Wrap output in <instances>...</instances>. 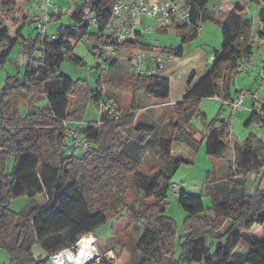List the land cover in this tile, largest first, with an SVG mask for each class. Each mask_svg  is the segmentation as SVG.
Returning a JSON list of instances; mask_svg holds the SVG:
<instances>
[{
	"label": "trees",
	"instance_id": "16d2710c",
	"mask_svg": "<svg viewBox=\"0 0 264 264\" xmlns=\"http://www.w3.org/2000/svg\"><path fill=\"white\" fill-rule=\"evenodd\" d=\"M70 1L74 10L69 13V22L60 26L54 33L56 39L52 40L36 27L35 34L24 36L23 27L28 22H37L38 18L23 16L19 19L16 0H0V66L10 58L17 44H20L21 52L26 57L22 76L8 75L0 87V250L8 256L6 264H50L51 254L74 245L84 235H95L97 229L107 223V209L112 204L109 206L102 194H98L99 198L95 201L85 194L82 179L87 175L89 154L96 156L95 161L104 163V171L117 177L120 184L125 180L128 183L130 179L140 182L142 198L151 201L146 206V226L135 244L141 256L138 264H145L155 251L169 255L170 264L201 261L204 264H264V142L253 133L244 139L239 155L233 160L236 171L226 180L221 200H215L211 207L206 208L203 195L179 189L175 200L186 212V218L185 231L178 240L175 222L165 215L166 199L170 196L172 183L170 177L180 163L189 162L170 154L172 143L184 142L197 148L205 140L206 154L216 160L221 159L227 150L226 120L217 116L210 122L205 134L195 130L190 120L194 116L206 118L198 108L201 99L215 97L231 100L230 84L234 71L240 62H250L254 43L252 22L242 13L248 1L237 0L221 21L209 18L221 31V47L213 52L207 72L194 84L189 83L183 99L171 105V130L158 141L165 162L150 177L135 169L136 158L127 144L131 141L133 145H141L152 138L153 126L137 122L138 111L141 110L139 98L143 94L149 98L167 99L169 79L161 73L149 77L127 73L122 83L131 93L130 113L119 120L107 119L105 114H99V118L105 120L101 125L97 121L70 125L69 120L81 119L86 100L97 105L104 91L102 84L97 88L87 83L79 85L78 81L74 82L59 73L60 65L66 54L71 55L76 63H83L72 53L79 40L86 38L92 54L96 43L106 41L98 33L111 16L113 0ZM190 3L193 26L175 28L182 43L195 38V27L203 19L207 0H191ZM86 4L97 16L96 29L91 30L82 14ZM63 14L60 10L51 12L49 20L60 19ZM259 18L264 24V0ZM10 27L14 28L13 31ZM256 36L264 41V27L256 32ZM130 46L146 51H164L174 57L182 55L181 48L159 47L138 40L131 42ZM36 49L39 50L38 57L33 55ZM116 62L109 60L106 65L113 66ZM74 95L76 105L72 110L70 97ZM20 98L26 108L23 115L18 108ZM41 100L45 102L37 104ZM251 122H264V119L253 113L246 124ZM70 130L90 142L87 151L72 155L67 153ZM118 133L125 134L126 140L130 141L122 145L121 142L115 143ZM10 159L12 164L7 171L6 164ZM260 170L257 190L247 193L246 175ZM214 178L215 173L210 172L206 188L210 196L213 194L211 183ZM39 193L45 196L43 204L26 205L18 212L9 209L12 199H32ZM206 210L214 212L209 220L201 217ZM225 223L224 230L220 231ZM242 232L251 236L249 249L244 255H236ZM207 235L225 237V242L217 244L211 254L205 247ZM87 237L95 240L92 235ZM177 243L180 253L175 258ZM35 245L40 247L43 256H34L32 249ZM131 256L132 252L126 246H121L114 258H101L98 264H127Z\"/></svg>",
	"mask_w": 264,
	"mask_h": 264
},
{
	"label": "rangeland",
	"instance_id": "374dc122",
	"mask_svg": "<svg viewBox=\"0 0 264 264\" xmlns=\"http://www.w3.org/2000/svg\"><path fill=\"white\" fill-rule=\"evenodd\" d=\"M81 2L82 0H78ZM235 1V0H233ZM250 3V0H247ZM59 7V10L64 14L60 19H52L46 23V33L48 35L54 34L61 25H67L69 22V11L70 13L74 10V5L70 0H51ZM220 0H208V7L211 10L216 8ZM17 3V1H16ZM30 10V19H37L40 16L51 13V8L46 5L43 0H29L28 2ZM18 5V4H17ZM24 10L19 8L18 16L19 19L25 15ZM28 16V15H26ZM143 21L153 26L152 32H142V35L138 37L139 42L151 43L161 47H180L181 36L175 28H169L167 32L163 33L157 29V21L150 17L143 18ZM37 22H28L22 29L23 34L27 37L29 32L32 31L35 34V27ZM207 25L215 26V32L206 30L203 37L196 38L193 42L187 41L184 43V55L182 57H176L179 59V63L168 75H165L170 82L169 96L165 100L154 99L140 95L145 98L146 101L141 103V110L138 111V123H144L152 125L154 128V134L152 138L145 144H132L123 133H118L114 142H121L122 145L125 141H130L127 146L128 149L133 153L136 158L135 169L140 173L150 177L155 170L160 169L165 162V156L159 149L158 141L161 137L167 136L171 130V120L173 118L171 105L180 102L188 88L189 83L192 85L197 82L204 74L203 68L204 62L207 60L205 55L200 54L199 49L206 50L208 55L214 47L213 44L218 43L220 47L221 35L220 29L216 23L207 21ZM205 24H202L204 29ZM13 27L10 30L13 31ZM92 30V29H91ZM201 32V30H200ZM217 32V35H216ZM192 43V44H191ZM191 44V45H190ZM254 46V64L256 67L262 66L264 68V42L259 45L258 42ZM189 45L191 49H189ZM259 45V47H257ZM211 49V50H210ZM191 50V51H189ZM72 53L81 58L83 63H76L71 55L66 54L65 59L62 61L59 73L64 74L71 78L74 82H79V85L89 84L91 87H101L104 91V95L114 97L120 104L122 111H128L131 93L126 89L122 79L127 74V64L124 61H117L115 65L104 67L96 63L95 57L92 54L91 45L88 43L86 38L79 40ZM198 53V54H197ZM35 57L39 56V50L33 52ZM202 55V56H201ZM23 54L21 52L20 44H17L11 54L10 58L0 66V86L4 84V81L8 75L10 76H22L24 72ZM212 62L207 63L205 66L210 67ZM98 65V67H97ZM101 75V81L100 80ZM256 79L254 73V80ZM256 84H260L258 79L255 80ZM254 87V83H251V87ZM259 87V86H258ZM264 83L260 87V95H264ZM245 97L248 99L253 98L251 94L244 91ZM244 97V98H245ZM143 98H141L143 100ZM256 98V97H255ZM264 103V99L260 100ZM71 109H75L76 95L70 97ZM23 99H19L20 112H24L25 107ZM221 102L204 98L201 99L198 108L205 114L206 118L201 119L199 116H194L190 120V125L195 128L199 133L205 134L206 129L210 122L217 116L220 118L228 119L230 115V109L227 106L221 108ZM234 114V113H233ZM99 110L97 106L91 100H86L83 106V114L81 119L69 120L70 125L75 126V122H79L80 125L98 121ZM235 119V118H234ZM233 121L229 124L233 138L243 141L249 133H257L258 137L264 142V122H251L247 125L244 124V120L240 118L238 121ZM217 126L218 123H215ZM117 145V144H115ZM115 148V147H114ZM117 149H115L116 151ZM172 151L174 157H181L189 162H182L172 173L170 180L172 183L179 185V189L191 194L203 195L204 206L211 207L215 200H218L224 193V180L228 179L229 176L235 174V162L228 161L227 165L224 166L221 171L222 161L211 158L206 154L205 140L197 145V148H192L184 142L172 143ZM231 153V152H230ZM228 149L226 150V156L230 155ZM94 154H89L87 163V175L85 179H82L85 186V194L93 201L99 198L98 194H102L106 199L108 205L111 206L107 209V217L109 220L106 224L97 229L95 235L91 234L95 238V248L97 256L95 257L96 263L101 258L112 259L114 258L121 246H126L131 252L132 256L127 264H138L140 260V253L135 248V244L143 232L147 223V205L151 202L148 199H143L141 195L140 182L130 179L127 183L119 182L117 177H113L104 171V163L100 160L97 162L94 159ZM12 160H8L7 171L10 170ZM210 172L215 173V178L211 183V190L213 194L210 196L207 193V177ZM256 176L261 177V171L250 172L245 180V189L247 193L255 192L258 187L259 179ZM246 177V178H247ZM98 180H95L97 179ZM89 179V181H87ZM133 183V184H132ZM210 185V184H209ZM125 186V188H124ZM127 186V188H126ZM45 202V196L41 193L33 196L32 199L28 197H19L12 199L9 203V209L15 212L20 211L24 206H37ZM212 210H206L201 214V217L209 220L213 217ZM165 215L172 218L175 222L176 227V239L183 234L185 231V218L186 212L177 203L175 198L170 196L166 199L165 204ZM226 223L220 227V231H223ZM88 242V239H84ZM181 240V239H180ZM251 236L247 232L241 233V241L235 250L236 255H244L249 249V243ZM225 237H214L207 235L205 237V247L209 253H213L215 246L219 243H224ZM33 253L36 258L43 256V252L39 246L33 247ZM180 253V246L177 245L174 248V257H178ZM8 262V256L5 251L0 250V264H6ZM49 264V263H47ZM51 264V262H50ZM145 264H170L169 255L159 253L155 251L146 261ZM193 264H204L203 261Z\"/></svg>",
	"mask_w": 264,
	"mask_h": 264
},
{
	"label": "built area",
	"instance_id": "2783aa9c",
	"mask_svg": "<svg viewBox=\"0 0 264 264\" xmlns=\"http://www.w3.org/2000/svg\"><path fill=\"white\" fill-rule=\"evenodd\" d=\"M51 12H56L58 6L51 3V0H43ZM191 0H113L111 6V16L102 31L98 33L106 41H100L95 44L93 56L96 63L104 66L107 61H124L127 64V73L133 76L149 77L158 73L167 66L174 57L172 54L164 51H146L132 48L131 42H136L142 32H152L153 26L143 21V18L150 17L157 21V29L163 31L169 27L176 28L178 26H193ZM249 12L244 7L242 13ZM82 14L91 29L97 28V16L91 10L90 5L86 4L82 8ZM49 13L38 18L36 28L41 33H46V23ZM199 30V26L195 27ZM49 38L56 39L55 34L49 35ZM242 64V62L240 63ZM259 76L264 79V68L261 69ZM245 94L239 93L231 100L219 101L230 109V115L226 120L228 125L233 121L234 114L237 110L243 108V100ZM97 108L99 114H105L107 119L119 120L124 114H128L131 110L122 111L119 102L112 96L103 95L98 103ZM252 112L256 113L260 118L264 119V104L257 103ZM105 120L98 118L97 123L103 124ZM64 124H66L64 122ZM70 137L68 154H79L90 148V142L82 139L75 131H68ZM179 192V185L171 183L170 197L175 198ZM91 236V234H87ZM86 235V236H87ZM85 236V235H84ZM83 237V236H82ZM80 237L74 245L63 248L50 255L51 264H69L73 258H78L81 248ZM93 247L95 243L93 242ZM97 256V255H96ZM93 256L87 260L88 264H98ZM99 262V260H98ZM74 264H84L76 263Z\"/></svg>",
	"mask_w": 264,
	"mask_h": 264
},
{
	"label": "crops",
	"instance_id": "0c3cea01",
	"mask_svg": "<svg viewBox=\"0 0 264 264\" xmlns=\"http://www.w3.org/2000/svg\"><path fill=\"white\" fill-rule=\"evenodd\" d=\"M16 1H17V4H18V8H21L22 10H24V14L23 15H25V16L28 15V17H30V10H31V8H30V6L28 4L29 0H16ZM236 1L237 0H235V1H233V0H220V2L217 4V7L216 8H212L210 10L209 7H208V0H207L205 9L203 11V19L199 22V30L197 31V34H196L195 38L192 39V40H190V41L193 42L198 37L202 38L203 37V34H204V32L206 30L211 31V32H215V30H216L215 26H213V25H207L206 22L207 21L213 22L209 18H213V19H215L217 21L223 20L225 18L226 14L230 11V9L232 8L233 4ZM262 4H263V0H259L258 2H255L253 0H250V3H248L245 6V7L248 8L249 12H245V13H243V15L247 19L251 20V22H252V37L254 39V43H253V46H252V55H251V59H250V62L249 63H244V62H242V64H240L241 62L239 63L237 69L234 71L233 78H232V81H231V84H230L231 99L235 98L239 93L244 92V91L248 92V94H251L252 97H253V98L248 99V100L245 97L244 100H243V108L240 109V110H237L234 113V118H235L234 119V122H236L240 118H242V121L243 120L245 121L244 122L245 125H247L246 124L247 120L253 114L252 108L257 103H261L260 100H263L264 99V95H260L259 94L260 93V90L259 89L261 87V84L264 83V79L259 76V73L261 71L260 70V67L259 68L256 67V65L254 64V59H253L254 46H256L255 43L258 42L259 45H262V43L264 42L263 40H258V38L256 36V32L258 30H260V29H263V27H264V24L260 21V18H259V10H260V7L262 6ZM58 11H59V7H58V9H57L56 12H58ZM68 13H70V11ZM202 24H205L204 29H202ZM169 28H172V27H169ZM169 28H167L165 31H160V32L165 33V32L168 31ZM190 29H193V28H190ZM200 30H201V32H200ZM22 34H23V32H22ZM29 34L32 35L33 34L32 31L29 32ZM216 35H217V32H216ZM220 35H221V31H220ZM221 42H222V35H221ZM190 45H189V49H191V46ZM213 45H214V47L212 48V51L208 53V55L206 53V50L201 49V48H197V49H199L197 51H199L200 54L205 55V57L207 59L204 62V67H205V68H203L204 74L209 69L205 65L207 63L212 62L213 52L215 50H219L220 47H221V43H220V47L219 48H216V47H218V43L216 45L215 44H213ZM259 45L257 47H259ZM156 46H158V45H156ZM159 47H161V46H159ZM178 48H181L182 49V55L181 56H175V57L172 58V60L167 64V66L161 71V74H163L164 76L165 75H168L170 72H172V70L175 68V66L177 65V63L180 62L179 59H177L176 57H182L185 54L184 53V43H181L180 47H178ZM189 51H191V50H189ZM25 62H26V57L24 56L22 63L25 64ZM262 69H263V66H262ZM254 73H255L256 79H258V81L260 82V84H256L255 83L256 82L255 81L256 79L254 80ZM251 83H254L255 85H257V87L256 86H254V87L252 86L251 87ZM261 89L264 90V87H262ZM141 98H143V97L140 96V98H139V106L140 107H141V103L144 102V101H146L145 98H143V100ZM209 99H213V100L219 101V99L218 98H215V97L214 98H209ZM44 102H45V100H41L37 104L41 105ZM262 104H264V103H262ZM221 105H223V104L221 103ZM23 107H25V106H23ZM23 109H24V112H20V109H19V112L22 115L25 114V112H26V108H23ZM221 119L225 120L224 118H221ZM74 124L75 125H80L79 122H75ZM227 131H228L227 138H226L227 149H228L229 153L230 152L231 153H230L229 156H226V152H225V154L223 155V157L220 159V161H222V163H221V166H222L221 167V171L223 170L224 166L227 165L228 161L235 160V157L239 155L240 149H241L242 144L244 142V140L243 141H240V140H238V138H233L229 125H228V128H227ZM253 134H255L256 136L258 135L255 132H253ZM173 153L174 152L172 151V146H171L170 154L173 156ZM7 166H8V162L6 164V167ZM248 175L249 174H247L246 177ZM246 177H245V180L248 179V177L247 178ZM259 177L256 176V179H258ZM260 179H261V177H260ZM260 179H259V182H260ZM226 180H224V184H226ZM258 186H259V183H258ZM246 192H247V190H246ZM222 198H223V193H222V196L220 198H218V200H221Z\"/></svg>",
	"mask_w": 264,
	"mask_h": 264
},
{
	"label": "bare ground",
	"instance_id": "6f19581e",
	"mask_svg": "<svg viewBox=\"0 0 264 264\" xmlns=\"http://www.w3.org/2000/svg\"><path fill=\"white\" fill-rule=\"evenodd\" d=\"M84 239H88V242L85 241ZM93 242L95 243L94 239H91L87 236H83L80 242L81 248L79 251L78 258H74V256H72L73 258L70 261H73V262L75 261L76 263L88 264L85 262H87L89 258L97 255L96 248L93 247Z\"/></svg>",
	"mask_w": 264,
	"mask_h": 264
},
{
	"label": "water",
	"instance_id": "95a60500",
	"mask_svg": "<svg viewBox=\"0 0 264 264\" xmlns=\"http://www.w3.org/2000/svg\"><path fill=\"white\" fill-rule=\"evenodd\" d=\"M69 264H74L73 261H69Z\"/></svg>",
	"mask_w": 264,
	"mask_h": 264
}]
</instances>
